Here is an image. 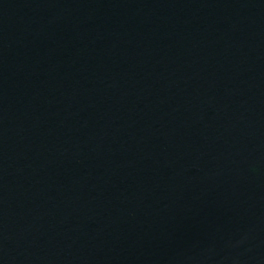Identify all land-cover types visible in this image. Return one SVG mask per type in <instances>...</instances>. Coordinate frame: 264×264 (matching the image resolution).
Segmentation results:
<instances>
[{
	"label": "water",
	"instance_id": "water-1",
	"mask_svg": "<svg viewBox=\"0 0 264 264\" xmlns=\"http://www.w3.org/2000/svg\"><path fill=\"white\" fill-rule=\"evenodd\" d=\"M0 264H264V0H0Z\"/></svg>",
	"mask_w": 264,
	"mask_h": 264
}]
</instances>
